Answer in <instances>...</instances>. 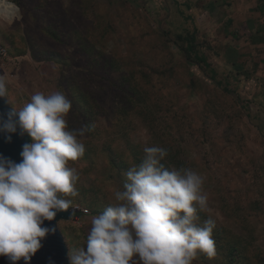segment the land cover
Returning a JSON list of instances; mask_svg holds the SVG:
<instances>
[{"label": "rangeland", "instance_id": "rangeland-1", "mask_svg": "<svg viewBox=\"0 0 264 264\" xmlns=\"http://www.w3.org/2000/svg\"><path fill=\"white\" fill-rule=\"evenodd\" d=\"M9 3H0L9 105L62 91L69 128L89 126L84 155L70 162L77 213L58 224L68 251L86 246L137 154L160 146L168 168L179 161L204 180L198 215L215 221L217 255L193 264H264V0Z\"/></svg>", "mask_w": 264, "mask_h": 264}, {"label": "clouds", "instance_id": "clouds-1", "mask_svg": "<svg viewBox=\"0 0 264 264\" xmlns=\"http://www.w3.org/2000/svg\"><path fill=\"white\" fill-rule=\"evenodd\" d=\"M0 76V99H7ZM71 101L62 91H35L30 102L0 113V133L11 143L13 134L27 135L21 160L0 155V257L10 264H31L42 241L54 233L45 227L78 195L77 169L70 162L84 155L80 138L84 125L70 129ZM139 165L126 172L122 188L111 191L114 201L93 216L86 246L70 249V264H193L198 253L217 255L212 233L215 221L200 223L207 211L203 177L190 168H168L165 148L148 146Z\"/></svg>", "mask_w": 264, "mask_h": 264}, {"label": "water", "instance_id": "water-1", "mask_svg": "<svg viewBox=\"0 0 264 264\" xmlns=\"http://www.w3.org/2000/svg\"><path fill=\"white\" fill-rule=\"evenodd\" d=\"M7 99V97H6ZM8 101V100H7ZM11 109L9 103L5 99H0V113H5ZM31 138L27 135L20 136L19 133L13 134L11 143L7 142L5 135L0 133V155L10 158L15 162L21 160L20 152L24 143H30ZM77 211L69 207L66 212L57 213L53 221H45V227L54 228V233L49 235L42 241V248L32 258L31 264H70L68 259V247L66 241L59 229L60 221H71L74 219ZM0 264H10L5 257H0ZM19 264H24L21 260Z\"/></svg>", "mask_w": 264, "mask_h": 264}, {"label": "trees", "instance_id": "trees-1", "mask_svg": "<svg viewBox=\"0 0 264 264\" xmlns=\"http://www.w3.org/2000/svg\"><path fill=\"white\" fill-rule=\"evenodd\" d=\"M192 40H194L193 38H192ZM192 49H193V46H191V47H188V49H186L185 50V52L188 54V55H191V52H192ZM198 59H200V62H203V63H205V60H204V58H202V57H198ZM218 84V86H222V83H220V82H218L217 83ZM132 86V85H131ZM128 90H131V89H128ZM224 91L225 92H231L229 89H227V88H225L224 89ZM127 94L129 95V97H130V99L129 100H132L133 101V96H131L130 94H129V92H127ZM110 152V155H111V157L113 156H115V152L113 151V150H110L109 151ZM144 156H142V153H139V154H137V156H136V158H135V162L139 165L141 162H142V158H143ZM162 163H164V165H165V167H167V162H164V161H162ZM108 164L109 165H111V161L108 159ZM112 164H113V166L115 167V168H117L118 167V164H117V162L115 161V159H112ZM173 165V164H172ZM174 166H176L178 169L179 168H184L183 167V165H181V164H179V161H175L174 162ZM81 216V213H79L78 214V216ZM200 219H201V217H200ZM220 246H223V247H226V246H224L223 244H220Z\"/></svg>", "mask_w": 264, "mask_h": 264}, {"label": "built area", "instance_id": "built-area-1", "mask_svg": "<svg viewBox=\"0 0 264 264\" xmlns=\"http://www.w3.org/2000/svg\"><path fill=\"white\" fill-rule=\"evenodd\" d=\"M0 3H8V4H11V3H9V0H0ZM6 53H7V50L5 48H3L2 46H0V56L6 55ZM83 212L88 213L87 210H84Z\"/></svg>", "mask_w": 264, "mask_h": 264}]
</instances>
